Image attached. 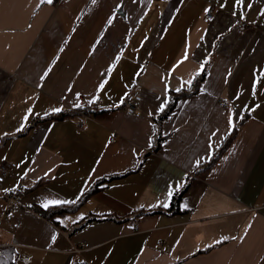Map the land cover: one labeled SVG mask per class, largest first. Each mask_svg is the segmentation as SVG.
<instances>
[{
    "label": "crops",
    "instance_id": "1",
    "mask_svg": "<svg viewBox=\"0 0 264 264\" xmlns=\"http://www.w3.org/2000/svg\"><path fill=\"white\" fill-rule=\"evenodd\" d=\"M262 13L258 0H0V159L15 164L0 192L21 200L0 246L17 264H264ZM206 66L162 118L170 91ZM133 91L139 115L124 109ZM82 102L96 110L83 127ZM139 163L59 225L31 208L76 202ZM182 190L178 212L131 214ZM5 205L0 194V215Z\"/></svg>",
    "mask_w": 264,
    "mask_h": 264
},
{
    "label": "trees",
    "instance_id": "2",
    "mask_svg": "<svg viewBox=\"0 0 264 264\" xmlns=\"http://www.w3.org/2000/svg\"><path fill=\"white\" fill-rule=\"evenodd\" d=\"M261 3H264V0H258ZM208 72V66H206L203 71L196 75L194 78L191 86L187 89H181L179 91H170L169 93V99L167 102V105L163 109L161 116L162 118H166L175 108L177 102L179 99L185 97V96H191L197 93L200 90L201 84L205 77L207 76ZM82 112H87L94 114L96 110L81 108ZM76 115V112H75ZM59 116H65L64 113L62 114H54L51 116H47L44 119H50L53 117H59ZM239 127L238 125L234 127V129L227 135L223 143L219 146V148L213 153L211 158L203 163L202 165H199L197 167V172H202L203 174H206L210 171V169L217 163V161L225 154V152L229 149L232 142L235 140L237 134H238ZM163 137L159 138V144L157 148H160L161 142L163 141ZM141 163L137 166V168L128 170L124 173L120 174H114L109 176H104L97 181H95L91 187L83 193L81 198L74 202V203H64V204H56V205H49L48 207H43L40 205H33L31 208H33L35 211H37L39 214L43 215V217L47 218L51 222L59 225V218L62 216H65L67 214L75 213L82 204L89 198H91L94 194L101 191L105 186L111 182L112 180H115L117 178L124 177L128 175L130 172L137 170L140 167ZM44 182L43 179L39 180L36 185ZM35 185V186H36ZM186 190L178 191L170 205L167 207H157V208H151V209H139L137 211H133L131 214H134L135 217H139L142 215H149V214H156V213H174L179 211V205L180 201L182 199L183 194ZM18 259V252L14 246L11 245H2L0 246V264H17ZM79 264V263H76Z\"/></svg>",
    "mask_w": 264,
    "mask_h": 264
},
{
    "label": "built area",
    "instance_id": "3",
    "mask_svg": "<svg viewBox=\"0 0 264 264\" xmlns=\"http://www.w3.org/2000/svg\"><path fill=\"white\" fill-rule=\"evenodd\" d=\"M214 16V11L210 9L207 12V18L211 19ZM243 29V28H242ZM242 29L240 31H242ZM140 96L138 92H131L124 103V109L129 114H137L139 115L141 110L139 108ZM102 102V98H99L97 101V105H100ZM88 103H83L81 105V108L86 106ZM221 105L224 103H220ZM76 117L79 121V124L81 127L84 126V121L87 119V115L81 111V109H77ZM15 170V164L9 161L1 160L0 159V184L6 183L7 179L12 175V173ZM0 194L4 197L6 205L4 208V211L0 215V224L1 223H9L11 221L10 218V211L14 207H18L21 204V200L19 197V192L17 190H6L4 192H0ZM82 249L75 248V253H80Z\"/></svg>",
    "mask_w": 264,
    "mask_h": 264
},
{
    "label": "snow or ice",
    "instance_id": "4",
    "mask_svg": "<svg viewBox=\"0 0 264 264\" xmlns=\"http://www.w3.org/2000/svg\"><path fill=\"white\" fill-rule=\"evenodd\" d=\"M42 2H47L49 4H51L53 2V0H42ZM95 2V0H94ZM237 4H243L244 3V0H236ZM206 12L209 11V9H206L205 10ZM262 15H264V13H262ZM111 21H109L110 23ZM261 76H264V73H261ZM256 83H259V79H257ZM255 86V85H254ZM77 107H79V105H76ZM54 111H61V109H55ZM161 111H163V108L161 109ZM172 193L169 192V196H171ZM64 203H74L73 201H49L47 204L44 205V207H48L49 204H64ZM167 205H165L166 207ZM225 239H227V237H225ZM55 240V237H53V241Z\"/></svg>",
    "mask_w": 264,
    "mask_h": 264
}]
</instances>
